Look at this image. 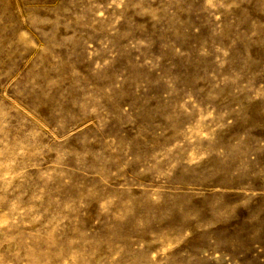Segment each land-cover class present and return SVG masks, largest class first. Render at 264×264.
<instances>
[{"label": "rangeland", "instance_id": "374dc122", "mask_svg": "<svg viewBox=\"0 0 264 264\" xmlns=\"http://www.w3.org/2000/svg\"><path fill=\"white\" fill-rule=\"evenodd\" d=\"M0 1V264H264V0Z\"/></svg>", "mask_w": 264, "mask_h": 264}, {"label": "bare ground", "instance_id": "6f19581e", "mask_svg": "<svg viewBox=\"0 0 264 264\" xmlns=\"http://www.w3.org/2000/svg\"><path fill=\"white\" fill-rule=\"evenodd\" d=\"M22 1H23V0H22ZM0 2H1V1H0ZM8 2H9V0H8ZM22 3H23V2H22ZM1 6H2V5H1ZM10 6H11V5H10ZM2 8H4V10H5V7H2ZM8 8H9V7H8ZM14 9H15V8H14ZM7 10H8V9H7ZM7 10H5V11H7ZM10 10H11V9H10ZM18 10H19V9H18ZM1 11H2V10H1ZM34 11H35V10H34ZM2 12H3V11H2ZM2 12H1V13H2ZM12 12H13V11H12ZM12 12H11V13H12ZM18 12H19V11H18ZM25 13H26V12H25ZM2 14H3V13H2ZM4 14H5V13H4ZM12 14H14V13H12ZM5 15H8V14L6 13ZM26 15H27V14H26ZM9 16H10V15H9ZM2 17H3V16H2ZM2 17H0L1 20H3ZM5 17H6V16H5ZM9 18H10V17H9ZM13 18H14V16H13ZM5 19H7V21H8V18H5ZM10 21H11V20H10ZM1 27H2V26H1ZM1 27H0V28H1ZM1 30H2V29H1ZM4 30H6V29L3 28V31H4ZM0 32H1V31H0ZM1 33H2V32H1ZM3 33H4V32H3ZM14 33H15V32H14ZM4 34H5V33H4ZM15 35H16V34H15ZM9 46H10V45H9ZM51 87H52V86H51Z\"/></svg>", "mask_w": 264, "mask_h": 264}]
</instances>
